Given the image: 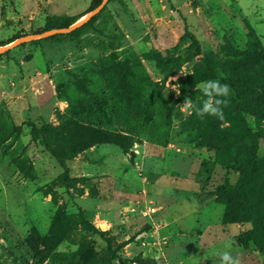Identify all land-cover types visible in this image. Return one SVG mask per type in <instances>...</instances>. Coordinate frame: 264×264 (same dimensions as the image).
<instances>
[{"label":"rangeland","instance_id":"obj_1","mask_svg":"<svg viewBox=\"0 0 264 264\" xmlns=\"http://www.w3.org/2000/svg\"><path fill=\"white\" fill-rule=\"evenodd\" d=\"M91 1L0 0V42L40 32L48 15L84 14ZM185 27L201 51L264 52V0H109L82 32L0 56V264H220L228 240L240 264H263L240 242L251 224L221 223L213 191L237 181L250 142L223 160L207 115L183 106L204 99L202 54L178 45ZM71 113L124 135L126 147L92 145L67 162L65 180L31 127ZM245 120L264 128V118ZM257 147L261 187L264 139ZM57 214L61 240L33 259L26 237L32 227L45 234Z\"/></svg>","mask_w":264,"mask_h":264},{"label":"trees","instance_id":"obj_2","mask_svg":"<svg viewBox=\"0 0 264 264\" xmlns=\"http://www.w3.org/2000/svg\"><path fill=\"white\" fill-rule=\"evenodd\" d=\"M100 2L101 0H92L89 10L95 8ZM105 7L83 26L66 34H54L47 39L82 32L94 22ZM82 15H48L40 32L67 27ZM6 43L0 42V46ZM184 43H188L187 47L195 55L202 54V67L197 73L196 83L208 79H219L231 88L230 96L227 98L228 103L223 108L224 118L221 120L206 116L212 130L208 141L217 143V149L221 152L223 160L232 159L231 146L240 144L243 140H248L250 146L245 150L246 164L238 167L237 181L231 186L218 185L213 195L217 202L224 205L221 216L223 225L251 224V228L241 234L240 242L243 248L252 244L263 256L264 264V186L258 187L255 181L260 166L257 141L260 138L264 139V128L252 130L245 120V114L256 119L264 118V52L238 51L232 48L224 50L223 53L213 50L201 51L198 40L186 27L179 38L178 45ZM2 55L4 54H0ZM192 102L194 103V100ZM71 115L60 120L58 125H44L40 129L31 127L32 136L40 139L43 148L57 161L63 170L62 175L65 180L68 179L69 172L67 162L92 145L113 143L123 149L126 147L123 142L124 135L82 123L74 117V113ZM194 116V114L189 116V120ZM201 166H204V163H201ZM58 215L61 217L57 214L45 234L39 233L34 227L31 228L25 242L33 259H44L45 254L61 240L59 234L53 229L59 222ZM96 233L107 242L110 249L111 243L106 238V233L102 231H96ZM81 256L83 262H86L92 256V252Z\"/></svg>","mask_w":264,"mask_h":264},{"label":"clouds","instance_id":"obj_3","mask_svg":"<svg viewBox=\"0 0 264 264\" xmlns=\"http://www.w3.org/2000/svg\"><path fill=\"white\" fill-rule=\"evenodd\" d=\"M195 89L199 90L204 99L197 105L191 99H185L183 106L190 110L189 114L195 113L198 117L213 116L218 119L224 118V106L227 105V98L230 96L231 88L227 83H222L219 79H208L195 85ZM179 95V92H176ZM235 242L228 240L224 244V251H217L216 255L220 258V264H240L238 257H234L229 251Z\"/></svg>","mask_w":264,"mask_h":264},{"label":"water","instance_id":"obj_4","mask_svg":"<svg viewBox=\"0 0 264 264\" xmlns=\"http://www.w3.org/2000/svg\"><path fill=\"white\" fill-rule=\"evenodd\" d=\"M108 2H109V0H101V2L95 8L86 11L78 20H76L74 23H72L71 25H69L67 27L54 28V29H50V30H46V31H42V32L33 33V34H27V35L21 36L19 38H16L15 40L10 42L9 44L0 46V54H3L7 51H10V50L18 47L19 45H21L23 43H27V42L32 41V40L43 39V38L52 36L54 34L69 33L71 31L83 26L88 21H90L95 15H97L108 4Z\"/></svg>","mask_w":264,"mask_h":264}]
</instances>
